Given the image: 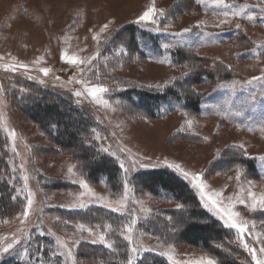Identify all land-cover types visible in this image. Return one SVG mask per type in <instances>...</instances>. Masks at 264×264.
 Returning <instances> with one entry per match:
<instances>
[{"label": "rangeland", "instance_id": "obj_1", "mask_svg": "<svg viewBox=\"0 0 264 264\" xmlns=\"http://www.w3.org/2000/svg\"><path fill=\"white\" fill-rule=\"evenodd\" d=\"M151 3L0 0V143L9 152V173L17 182V195L25 200L14 219L0 224V262L8 258L21 264H91L77 260L76 249L82 241L103 244L99 237L106 233L96 227L81 228L80 224L76 229L59 230L51 215L53 208L82 210L91 206L128 217L123 237L133 264L146 253L161 256L170 264H190L202 257L216 260L210 251L186 245L178 238L159 240L141 228L152 212L178 209L180 205L163 192L157 197L138 192L131 176L141 169H168L185 179L168 164L200 174L208 185L206 192H221L224 204L234 203L233 210L248 222L245 241L257 250L264 246V209H252L248 197L249 188L257 195L264 193V161L259 159L264 156V79L253 80L264 76V3L155 0L164 15L155 17L156 24L136 23ZM237 12L240 15H234ZM105 24L107 29L101 31ZM132 24L138 26L137 44L144 55H136L121 30ZM165 44L170 47L165 49ZM179 49L189 61L172 64L173 52ZM108 53L115 59L109 62L112 67H107V73L97 71V65L106 64L110 58ZM64 54L90 58L91 62L71 64L62 59ZM45 68L49 69L47 75ZM210 71L212 82L203 78L198 84L183 87V82L195 78V72ZM52 85L55 92L71 97L98 122L94 137L102 152L124 165V187L119 194L111 193L104 181L89 182L69 156L56 154L57 146L44 130L11 106L15 94L33 93V87L47 90ZM97 85L108 89L98 94L100 102L86 91ZM175 85H182L183 95L201 100L200 112L182 109L185 101L172 96L160 103L156 111L160 117L153 119L149 110L135 105L138 101L126 102L121 95L133 89L163 92ZM77 92L82 94L77 96ZM243 157L253 159L257 175L237 162ZM48 179L73 187L47 192L43 182ZM185 180L193 185L191 178ZM237 196L243 197L245 204L235 202ZM122 199L121 207L116 202ZM225 227L231 229L234 243L252 260L241 245L237 229ZM35 237L52 243L45 256L41 251L32 253ZM9 244L12 247L4 252ZM134 248L137 251L133 252Z\"/></svg>", "mask_w": 264, "mask_h": 264}, {"label": "trees", "instance_id": "obj_2", "mask_svg": "<svg viewBox=\"0 0 264 264\" xmlns=\"http://www.w3.org/2000/svg\"><path fill=\"white\" fill-rule=\"evenodd\" d=\"M121 30L126 32L124 34L129 37V46L132 47L131 49L134 48L136 55H144L137 44L138 26L132 24ZM108 55L110 58L107 57L106 64L97 65V71L107 73V67H112L109 62L115 59L110 53ZM184 59L189 61V57H184L180 49L173 52L172 64ZM211 72L200 75L195 72V78L183 82V87L189 88L188 84L193 82L198 84L203 78H208L212 82L214 79L211 80L213 78ZM181 88L182 85H175L163 92L133 89L126 91V95H121L126 97L127 100H124L126 102L135 104L138 101L135 105L149 110L153 119L160 117L156 112L160 103L167 102L172 96L179 102L181 99L185 101L182 103V109L188 108L200 112L201 100L187 93L183 95ZM31 89L33 93L30 94L21 96L15 94L11 106L14 109L18 108L41 130H44L50 141L57 146L56 154L69 156L77 163L80 174L86 176L89 182L101 184L104 181L111 193L119 194L124 187L122 168L116 159L102 152L100 144L95 139L94 132L99 128L98 122L87 116L85 111L70 99L71 97L55 92L53 85L47 90H43L42 86L39 90H35L34 87ZM177 95L179 99L176 98ZM237 162L246 167L247 172L258 174L253 159L243 157ZM9 167V152L5 150L3 143H0V224L14 219L25 206V200L17 195V182L12 181ZM48 181L43 182V188L47 192L73 187L70 183L58 179H48ZM131 182L138 192H147L156 197L163 192L180 205L178 209L152 212L142 221L141 228L153 237L163 241L178 238L186 245L210 251L218 264H254L234 243L231 229L226 228L219 219L203 207L197 189L181 176L168 169H141L134 172ZM51 215L56 218L55 226L59 230L76 229L78 224L96 227L106 233V241L113 245L112 248H108L104 243L82 241L76 249L77 260L91 264H127L130 257L129 245L123 237L128 221L126 215L94 206L82 210L53 208ZM32 243V253L39 254L41 251L44 256L48 248L53 247L45 237H35ZM0 264L21 263L6 258ZM137 264L170 263L161 256L146 253L137 261Z\"/></svg>", "mask_w": 264, "mask_h": 264}, {"label": "snow or ice", "instance_id": "obj_3", "mask_svg": "<svg viewBox=\"0 0 264 264\" xmlns=\"http://www.w3.org/2000/svg\"><path fill=\"white\" fill-rule=\"evenodd\" d=\"M262 3H264V0H262ZM163 16L164 11L163 9H157L155 6V0H152V3L150 6L147 8L146 11H144L138 19L135 21L136 23H141V22H146L150 21L152 24H156L157 20L155 19L156 16ZM234 15H240L239 12L234 13ZM111 23V21L109 22ZM108 27L107 24H105L102 28L101 31L106 30ZM237 28L240 27V25H236ZM184 31H189V29H185ZM95 38V37H94ZM170 47L168 44L164 45V48L167 49ZM62 59H64L66 62L71 63V64H83V63H90L91 60L90 58L86 59H80L75 56H68L67 54L62 55ZM49 69L45 68L43 69V72L45 75H47ZM257 79H264V76L261 77H253V80ZM251 83V81H249ZM88 95H90L94 100L97 102H100V97L98 94L105 93L108 91L107 88L97 85L93 86L91 88L86 89ZM82 93L77 92L75 95L80 96ZM189 125H191V121L188 122ZM15 135V133H13ZM242 147V146H241ZM260 160L264 161V156L259 157ZM167 163V162H165ZM169 167L174 168L176 171H178L185 179L191 178V181L193 183V186L199 190L200 193V198L203 204V207L208 209L209 212H212L215 216H217L220 220L223 221L224 225L229 227V228H235L237 229L238 236L241 242L242 247L251 255L252 260L255 261V264H264V246H261L258 250L254 247H251L244 239V233L248 230L246 225L247 221H244L242 218H240V213L238 211H234V203H229V204H224L223 203V197L221 192H212L208 193L205 190L208 188V185L202 180L200 174H193L185 171L181 165L179 164H168ZM121 167L123 168L124 165L121 164ZM69 173H72L73 169L70 167L69 168ZM127 171V169H125ZM239 173L237 175V179H239ZM79 183L88 189L89 192H92L90 188H88V185L85 181L80 180ZM249 184L252 182L249 181ZM243 191V189L241 190ZM95 195V193H93ZM248 197L251 199V208L255 209L257 207H260L261 209H264V193H261L257 195L255 192L251 191V188L248 190ZM99 199L103 200V197H99ZM229 201H232L233 198L229 197ZM235 202H238L240 204H245V199L241 196L235 197ZM117 204L123 206V199L121 201H117ZM32 204V200L30 199L28 201L29 207ZM75 206V205H73ZM80 207H84L83 204L79 205ZM111 207V204L107 205ZM114 210H119V209H114ZM23 215L26 217L28 215V211L26 210ZM254 226V224H253ZM81 228L84 227V225H80ZM127 239H131V237H127ZM99 241L101 243H104L106 247L112 248L113 245L110 242H107L105 237L101 235L99 237ZM95 242V241H94ZM12 245L9 244L8 247H5L3 249L4 252H7L9 248H11ZM137 251V249H133V252ZM259 253V254H258ZM167 255V253H164ZM171 259V257H169ZM127 264H133L132 259L129 258ZM190 264H217V261L210 258V257H202L200 260L195 261V262H190Z\"/></svg>", "mask_w": 264, "mask_h": 264}]
</instances>
